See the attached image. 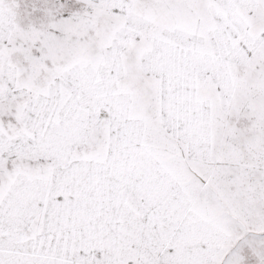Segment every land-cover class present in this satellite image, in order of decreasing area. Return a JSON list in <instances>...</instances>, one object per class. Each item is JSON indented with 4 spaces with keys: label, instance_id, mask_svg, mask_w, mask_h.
Here are the masks:
<instances>
[{
    "label": "snow or ice",
    "instance_id": "snow-or-ice-1",
    "mask_svg": "<svg viewBox=\"0 0 264 264\" xmlns=\"http://www.w3.org/2000/svg\"><path fill=\"white\" fill-rule=\"evenodd\" d=\"M0 264H264V0H0Z\"/></svg>",
    "mask_w": 264,
    "mask_h": 264
}]
</instances>
